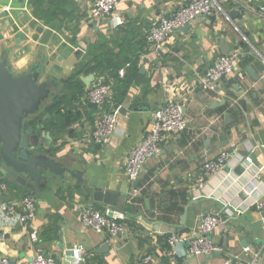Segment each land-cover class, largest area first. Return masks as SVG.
<instances>
[{
  "label": "crops",
  "instance_id": "0c3cea01",
  "mask_svg": "<svg viewBox=\"0 0 264 264\" xmlns=\"http://www.w3.org/2000/svg\"><path fill=\"white\" fill-rule=\"evenodd\" d=\"M189 1L118 0L108 15L93 19L89 8L94 0H43L37 15L31 0H0V60H6L14 75L39 64L41 80L57 82L37 112L40 117L50 114L43 124L52 140L45 139L44 145L57 150L56 159L75 158L73 167L85 171L89 186L115 191L119 184L120 191L129 194L133 185L124 170L127 155L145 134L153 112L164 103L184 106L187 123L183 131L167 137L159 154L145 161L137 183L143 189L134 202L125 201L120 207L124 211H113L128 226V232L120 236L97 232L81 221L83 208L104 211L108 207L88 200L78 203V184L69 176L66 181L54 177L52 184L44 183L39 197L2 181L0 214L5 205L18 210L26 194L35 197L36 212L27 223L9 224L0 217V258L7 257L11 264H31L41 250L55 264H75L73 254L69 261L64 252L82 246V260L77 264H136L147 256L144 264H264V219L256 207L257 201H264V71L254 64H264L262 2L219 0L222 11L210 15L215 19L195 18L187 33L173 30L154 50L147 40L150 28ZM240 41L243 46L238 45ZM225 46L227 54L238 53L233 72L212 87L204 85L201 78L224 55ZM239 55L252 58L242 61ZM81 62H87V67L78 69ZM248 64L258 80L246 73ZM90 74L92 82L86 85L81 77ZM96 83L107 84L111 101L124 108L115 132L103 145L91 140L98 107L89 106L85 98L86 90ZM228 89L231 97L225 94ZM57 117L68 122L60 133L53 124ZM203 134L210 139L208 144ZM226 149L233 152L227 164L199 186L204 160ZM246 156L251 163L245 162ZM147 198L154 216L146 209ZM139 212L159 221L165 230L148 229L126 215ZM206 213L223 219L211 236L217 251L192 255L185 242L167 244L171 233L186 239L196 235Z\"/></svg>",
  "mask_w": 264,
  "mask_h": 264
},
{
  "label": "built area",
  "instance_id": "2783aa9c",
  "mask_svg": "<svg viewBox=\"0 0 264 264\" xmlns=\"http://www.w3.org/2000/svg\"><path fill=\"white\" fill-rule=\"evenodd\" d=\"M235 1L241 2L243 0ZM256 1L262 2L260 10L264 14V0ZM117 2L118 0H94L89 8V16L93 19L106 16L113 10ZM218 11H222L219 0H190L175 9L168 18H162L154 24L147 34V40L154 50H158L173 30L184 24L191 23L199 16H209ZM237 60L238 53L235 52L220 56L206 69L203 78H201L202 83L212 87L222 77L228 76L233 72ZM118 73L123 75L124 67ZM85 98L98 107L97 117L90 137L94 144H101L115 132L119 108L111 101L110 88L104 83H96L90 86L85 92ZM106 105H108L107 108ZM186 126L185 115L181 104L178 102H166L155 110L145 134L127 155L124 170L130 181L132 182L139 178L145 161L149 157L160 153L168 136L180 133ZM232 153L231 149H226L221 151L215 158L205 159L202 164V174L197 177V184L202 186L206 177L221 171L230 156H232ZM245 162L247 164L251 163V157L246 156ZM0 187L3 188L4 183H0ZM142 189L143 187L141 186H133L128 194V203H133ZM18 207L19 209L16 210L14 207L5 205L0 214L1 220L9 224L29 222L36 212L35 197L30 194L24 195ZM256 207L262 211L264 219V201H257ZM80 219L85 225L95 231H107L113 237L128 232V226L122 220V215L115 212L110 213L109 209L100 211L85 207L80 213ZM222 223L223 219L218 214H203L199 220L196 235L186 239L178 234L171 233L167 236L166 242L171 247L178 242H185L188 253L192 255H209L219 249L211 236ZM82 251V246H77L73 249L75 264L82 260ZM147 260L148 256L143 257L137 260L136 264H144ZM0 264L11 263L7 257H1ZM31 264H55V260L53 257L38 250L33 256Z\"/></svg>",
  "mask_w": 264,
  "mask_h": 264
},
{
  "label": "water",
  "instance_id": "95a60500",
  "mask_svg": "<svg viewBox=\"0 0 264 264\" xmlns=\"http://www.w3.org/2000/svg\"><path fill=\"white\" fill-rule=\"evenodd\" d=\"M235 10L230 12L233 14ZM169 16H165L168 18ZM215 19V16H206ZM190 29V23L184 24L176 30H181L183 33H187ZM222 42V41H220ZM239 46H243L244 42H238ZM225 50H221L222 54H227L228 46H225ZM222 48V45H221ZM247 52L249 48L246 49ZM240 60H249L252 57H241ZM254 64L264 71V64L255 61ZM141 72L144 70V66H141ZM246 73L250 75L252 79L258 80L259 75L254 73V67L252 64H248L245 67ZM92 75L81 77V80L89 85L92 82ZM52 79L41 80V66L39 64L32 65L27 72L14 75L10 72L6 60H0V183L13 182L16 185L22 186L30 190L36 197H39V193L44 190V183L52 184L54 177L58 181H66L67 176L73 178L78 184L79 195L77 202L81 203L84 200H88L91 203L102 202L107 205L110 213L114 210L124 211L122 204L127 201L128 193L120 191V185L118 184L115 191L105 190L104 188L91 187L88 185L87 179L83 178L84 170H78L73 167L75 158L69 159H56L57 150L50 151L48 147L44 145V140H52L50 131L45 128L43 122L50 117V114L46 113L43 117L37 118V112L40 108L42 101L50 93V89L56 84ZM233 88L236 91L240 90L239 86L234 85ZM215 92L218 90V86L213 89ZM225 94L228 97L233 95L231 90H226ZM227 100L224 99L222 104H226ZM51 105V104H50ZM91 107L96 108L94 103L88 104ZM242 107L245 109V103L241 101ZM143 106H138L142 108ZM137 108V109H138ZM120 112L124 111V108H119ZM183 113H185V107H182ZM228 113L225 114V118H228ZM36 118V122H30ZM68 122H64L61 117H57L53 120L55 125V132L60 133L62 128ZM204 143L208 144L210 139L203 134ZM101 143L100 145H103ZM83 164H86V160H82ZM139 178L132 181V185L135 186L138 183ZM3 181V182H2ZM7 184V183H6ZM77 185L70 187V190H74ZM74 188V189H73ZM251 188V186H250ZM156 196H163L160 193H156ZM191 192H188V196ZM195 200H190L189 204L196 203ZM146 209L149 216L155 215V210L150 208V199L144 200ZM124 205V204H123ZM164 206V204H163ZM188 208V204L185 205V210ZM229 208L233 209L230 205ZM127 216L136 218L139 222L145 225L148 229L155 231H163L164 227L160 226L159 221H150L142 213L130 214ZM184 221V214L181 218V222ZM57 245L60 247L61 243ZM108 247V245H106ZM69 261H72L73 250L68 249L64 252Z\"/></svg>",
  "mask_w": 264,
  "mask_h": 264
},
{
  "label": "trees",
  "instance_id": "16d2710c",
  "mask_svg": "<svg viewBox=\"0 0 264 264\" xmlns=\"http://www.w3.org/2000/svg\"><path fill=\"white\" fill-rule=\"evenodd\" d=\"M42 1L43 0H31V4L33 6V10H34V13L37 15V10H40L41 9V5H42ZM88 65L87 62H81L80 63V67L78 69H84L86 68ZM77 72V71H76ZM73 77V76H72ZM71 77V78H72ZM108 107V105H106V108Z\"/></svg>",
  "mask_w": 264,
  "mask_h": 264
},
{
  "label": "flooded vegetation",
  "instance_id": "af4514ba",
  "mask_svg": "<svg viewBox=\"0 0 264 264\" xmlns=\"http://www.w3.org/2000/svg\"><path fill=\"white\" fill-rule=\"evenodd\" d=\"M43 117V116H42ZM37 118H41L38 114H37ZM36 118L32 119L30 122H36Z\"/></svg>",
  "mask_w": 264,
  "mask_h": 264
}]
</instances>
